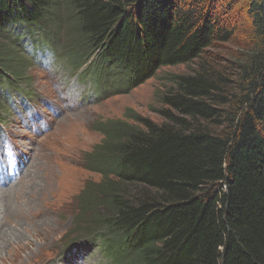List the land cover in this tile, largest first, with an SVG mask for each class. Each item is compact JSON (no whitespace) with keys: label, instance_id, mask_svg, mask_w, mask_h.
<instances>
[{"label":"trees","instance_id":"obj_1","mask_svg":"<svg viewBox=\"0 0 264 264\" xmlns=\"http://www.w3.org/2000/svg\"><path fill=\"white\" fill-rule=\"evenodd\" d=\"M66 24L68 63L110 95L197 66L160 90L161 122L102 124L87 158L102 179L74 197L66 244L99 238L116 264H264V0H0V75L26 80L18 25L52 41ZM227 42L224 66L211 50Z\"/></svg>","mask_w":264,"mask_h":264},{"label":"rangeland","instance_id":"obj_2","mask_svg":"<svg viewBox=\"0 0 264 264\" xmlns=\"http://www.w3.org/2000/svg\"><path fill=\"white\" fill-rule=\"evenodd\" d=\"M68 26H62L55 39L57 52L63 45L64 48L72 46L68 41L73 40L75 34L68 32ZM232 49V42H227L211 51L221 53L223 65L227 66L232 59ZM15 57L18 65L24 63L25 58L28 60L23 49H19ZM31 60L23 65L19 77L30 78L35 84L36 101L55 106L60 116L54 117L40 106L38 111L47 120L48 133L34 134L29 127L32 121L23 120V116L22 119L16 117L6 131L26 155V163L16 185L0 186V192L6 194L0 198L5 206L0 209V264H116L107 260L98 247L93 249V241L74 240L76 244L64 247L77 213L74 197L86 182L99 183L102 179L100 173L87 167L88 155L102 143V124L107 120L125 119L134 123L135 120L126 115L138 113L161 122L160 90H165L174 75L193 72L197 66L194 63L163 66L154 77L135 88L123 90L117 81L112 86L113 95L110 96L109 90H101L103 95L97 96L93 91L95 85L92 89L78 82L66 59L58 60L62 65L55 69H44L41 63L36 66ZM229 72L232 74V70ZM69 106L74 107L69 109ZM20 111L21 115L27 113L24 107ZM22 208L32 212H24L20 220L15 219L14 213L9 214L12 209L16 213Z\"/></svg>","mask_w":264,"mask_h":264},{"label":"bare ground","instance_id":"obj_3","mask_svg":"<svg viewBox=\"0 0 264 264\" xmlns=\"http://www.w3.org/2000/svg\"><path fill=\"white\" fill-rule=\"evenodd\" d=\"M102 93V92H101ZM47 160V159H46ZM70 178L67 176V186H68V190H70V188H71V183L69 182L70 180H69ZM30 186V185H29ZM32 187H34V186H32ZM14 188V187H13ZM12 189V188H11ZM67 189V188H66ZM33 191V190H32ZM67 192H70V191H67ZM6 194H3L2 192H0V198H4V196H5ZM15 199V198H14ZM5 200H7V199H5ZM4 202V201H3ZM2 202V204L0 203V209L2 208V210H3V208L5 207L4 206V203ZM8 203V205L9 206H13L14 207V205L13 204H10L9 202H7ZM21 205V204H20ZM8 207V206H7ZM7 209V208H6ZM9 210V209H8ZM28 211H30V212H32V210L31 209H20L19 210V212H14V210L12 209L10 212H9V214L12 212V213H14V215H15V219L16 220H20L21 218H22V216H21V214H23L24 212H28ZM13 215V216H14ZM12 216V215H11ZM10 216V217H11ZM11 219V218H10ZM14 219V218H13ZM23 219V218H22ZM25 219V218H24ZM22 222V221H21ZM0 234H1V232H0ZM5 236H6V234H5ZM32 264H34V263H32Z\"/></svg>","mask_w":264,"mask_h":264}]
</instances>
